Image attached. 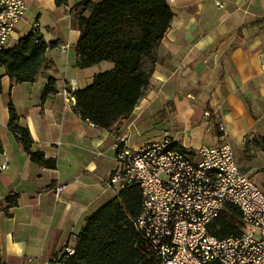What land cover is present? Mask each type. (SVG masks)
<instances>
[{"label": "crops", "instance_id": "obj_1", "mask_svg": "<svg viewBox=\"0 0 264 264\" xmlns=\"http://www.w3.org/2000/svg\"><path fill=\"white\" fill-rule=\"evenodd\" d=\"M79 1L27 0L7 48L39 22L48 44L42 66L33 82H16L0 66V201L17 195L14 204L0 202V264H50L66 243H76L86 217L119 194L108 180L118 169L120 138L138 147L170 136L189 149L255 140L264 155V0H168L174 15L147 59L150 86L110 128L90 125L77 108L75 91L114 66H79ZM23 22L28 30L19 34ZM50 78L55 92L43 100ZM9 103L29 129L32 148L55 159L56 168L31 160L9 128Z\"/></svg>", "mask_w": 264, "mask_h": 264}, {"label": "trees", "instance_id": "obj_2", "mask_svg": "<svg viewBox=\"0 0 264 264\" xmlns=\"http://www.w3.org/2000/svg\"><path fill=\"white\" fill-rule=\"evenodd\" d=\"M56 2L62 4L66 0ZM76 6L83 7L77 17L81 31L77 43L79 66L89 67L102 61L114 64L97 74L89 86L75 91L77 108L95 125L110 128L128 117L144 96L153 71V67L146 65L147 59H151L171 27L174 12L168 0H81ZM47 48L42 36L30 30L14 46L1 52L0 66L16 82H33ZM54 83L50 78L42 92L43 100L55 92ZM9 112V128L31 160L56 168L55 159L32 148L33 138L29 129L20 124L13 103H9ZM215 128L220 131L219 124ZM16 201L17 195L13 193L0 202ZM141 203V188L133 184L87 216L75 243L79 264H157L140 247L142 237L132 222ZM240 227L241 211L228 204L211 230L226 237L238 234Z\"/></svg>", "mask_w": 264, "mask_h": 264}, {"label": "built area", "instance_id": "obj_3", "mask_svg": "<svg viewBox=\"0 0 264 264\" xmlns=\"http://www.w3.org/2000/svg\"><path fill=\"white\" fill-rule=\"evenodd\" d=\"M27 8V0H0V54ZM30 30L40 35V23ZM115 148L118 169L108 186L119 193L133 184L141 188L132 222L149 258L157 264H264V190L242 170L230 143L189 149L165 136L138 147L120 138ZM63 190L59 185L55 194ZM228 204L241 211L240 232L219 237L211 225ZM50 264H79L75 243H66Z\"/></svg>", "mask_w": 264, "mask_h": 264}, {"label": "rangeland", "instance_id": "obj_4", "mask_svg": "<svg viewBox=\"0 0 264 264\" xmlns=\"http://www.w3.org/2000/svg\"><path fill=\"white\" fill-rule=\"evenodd\" d=\"M27 22L20 23L18 25L19 34H23L28 30ZM16 34L10 37V42L16 40ZM106 63H112L111 61ZM150 81L148 84L149 88ZM211 114V113H210ZM209 115V114H208ZM187 136H190L189 132H185ZM203 139L200 135H197L195 142H200ZM153 140V139H150ZM261 143V141H260ZM236 156L242 170L247 173L263 190H264V155L260 152L262 145L255 140H243L241 143L234 145Z\"/></svg>", "mask_w": 264, "mask_h": 264}]
</instances>
